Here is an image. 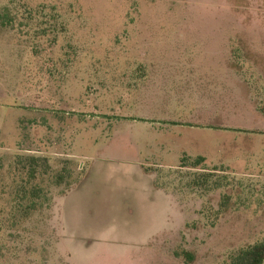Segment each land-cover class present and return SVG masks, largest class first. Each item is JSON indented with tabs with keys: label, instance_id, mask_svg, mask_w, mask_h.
<instances>
[{
	"label": "rangeland",
	"instance_id": "rangeland-1",
	"mask_svg": "<svg viewBox=\"0 0 264 264\" xmlns=\"http://www.w3.org/2000/svg\"><path fill=\"white\" fill-rule=\"evenodd\" d=\"M16 156L47 159L49 201L0 264L264 242V0H0V203Z\"/></svg>",
	"mask_w": 264,
	"mask_h": 264
},
{
	"label": "trees",
	"instance_id": "trees-1",
	"mask_svg": "<svg viewBox=\"0 0 264 264\" xmlns=\"http://www.w3.org/2000/svg\"><path fill=\"white\" fill-rule=\"evenodd\" d=\"M15 167L12 169V189L3 192L6 200L0 203V237L6 232L10 236L20 231L22 226L36 213L47 205L49 197L40 183L42 175L50 170L47 159L39 157L16 156ZM203 158H198L195 165H200ZM64 175L56 176V184L60 185ZM10 186V187H11ZM189 260L190 254H186ZM228 264H264V242L254 244L240 250Z\"/></svg>",
	"mask_w": 264,
	"mask_h": 264
}]
</instances>
